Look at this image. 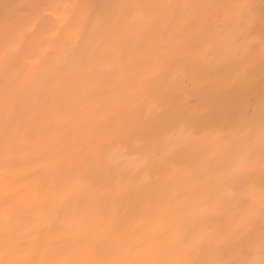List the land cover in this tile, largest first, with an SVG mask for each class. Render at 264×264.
Segmentation results:
<instances>
[{"label": "bare ground", "instance_id": "bare-ground-1", "mask_svg": "<svg viewBox=\"0 0 264 264\" xmlns=\"http://www.w3.org/2000/svg\"><path fill=\"white\" fill-rule=\"evenodd\" d=\"M185 0H0V49L6 16L17 17L27 31L8 76L42 78L37 93L19 98L14 119L19 121L23 143L9 151L3 136L4 115L0 110V261L3 264H60L65 249L90 228L102 234L96 253L88 260H110L117 264H153L161 259L154 248L142 243L152 232L167 242L181 227L190 230L226 232L235 226L247 208H259L264 199V179L259 166L247 177L225 182L222 146L216 130L223 122L214 110H205L218 82L227 80L238 65L249 41L255 42L256 88L249 104L260 98V23L264 0H188L255 5L256 22L249 32L234 14L214 19L203 38L213 55L199 61L175 65L179 74L164 79L148 71L144 47L132 51L123 64L115 51L102 41L91 45L86 59L72 49V23L87 38L95 16L111 4H167ZM11 5L8 10L5 5ZM85 7L66 9L65 5ZM71 13V15H70ZM164 15V11L160 10ZM97 31H104L98 28ZM186 36L173 35L166 42L179 48ZM177 55H183L177 53ZM139 56V62L136 57ZM88 67L84 73L83 68ZM159 76L152 105L130 99L119 101L143 89L130 81ZM139 78V79H137ZM6 74L0 66V98ZM174 107L194 113L185 127L196 125L195 139L181 143L170 157L164 145H176L179 127L171 120ZM213 108V105H208ZM195 131V129H194ZM69 160H84L74 167ZM81 181H83L81 183ZM249 183L252 190L248 191ZM117 189L115 196L96 199L94 193ZM251 198L252 204L243 200ZM12 216V226L23 240L39 246L9 253L4 241L3 212ZM59 219H56V218ZM108 226H111L109 229ZM107 230L109 238L103 233ZM259 237V220L256 224ZM167 246V244H166ZM172 259L174 257H168ZM259 259V253L255 254Z\"/></svg>", "mask_w": 264, "mask_h": 264}, {"label": "snow or ice", "instance_id": "snow-or-ice-1", "mask_svg": "<svg viewBox=\"0 0 264 264\" xmlns=\"http://www.w3.org/2000/svg\"><path fill=\"white\" fill-rule=\"evenodd\" d=\"M4 7L8 10L12 6L6 4ZM64 7L74 10L85 6L73 4ZM103 7L108 11H102L95 16L93 31L87 38L79 32L78 24L69 25V29L73 31L74 54L78 53L79 59H86L92 50L91 45L96 41H102L109 50L115 51L116 62L123 64L132 51L143 46L145 58L148 60V71L162 73L164 79L179 74V70L175 68L177 64L187 61L190 62V68L196 70L200 67L199 61L213 55V49L204 48L203 38L211 31L214 19L234 14L245 25L243 32H249L256 22L255 5L251 4L200 3L185 0L183 3L111 4ZM160 10L165 14L161 15ZM260 23L264 26V8L261 9ZM98 28L104 31H97ZM30 30L20 26L19 18L6 16L2 33L3 48L0 49V66L5 70L6 84L3 97L0 98V110L4 115L5 147L9 151L18 150L16 141L23 143L19 121L14 119L19 107V98L29 91L37 93L43 86V80L39 77L24 80L19 76H8L9 70L17 62V53L27 31ZM173 35L187 38L182 41L179 48L169 47L166 42ZM254 45V41H249L243 55L238 56L240 62L230 77L217 83L215 94L208 98L205 105L206 111L214 110L215 115L223 122L216 130V143L222 146L220 179L225 182L250 176L257 165L264 179V32L260 40L258 65L261 75L260 98L255 107L249 104L256 88L257 62ZM136 59L139 62V56ZM88 70L85 65L83 72L87 73ZM148 71L142 74L144 79L139 80V84L136 80L130 81L133 87L143 90L130 96H123L117 103L134 99L145 101L148 106L152 105L160 77H149ZM208 105H213L214 109ZM193 115L194 113L178 107L172 109L171 120L180 131L175 146H163L165 157H170L179 148L185 147L182 141L195 139V132L199 131V128L196 125L184 126ZM69 163L74 167H83L85 161L69 160ZM247 190H252L251 183ZM116 193L117 189L113 188L109 192L94 193V197L103 200L115 196ZM243 203L252 204L251 198L243 200ZM3 217V238L7 252H22L26 248L39 246V241L23 240L18 235L12 226V216L8 210L3 212ZM234 223L235 226L226 232L193 231L181 227L167 242L161 241L158 234L149 232L143 236L141 242L154 247L161 254L162 258L153 264H264V199L261 200L258 209L253 204ZM101 235L97 228H90L77 240L76 245L65 249L66 258L60 261V264H117L116 261L86 258L87 253L94 254L98 251ZM103 235L109 238L107 230ZM257 252L259 259L255 258ZM0 264H3V261H0Z\"/></svg>", "mask_w": 264, "mask_h": 264}]
</instances>
